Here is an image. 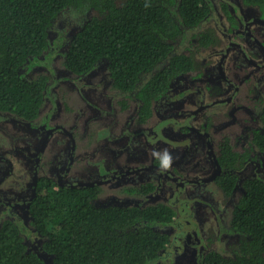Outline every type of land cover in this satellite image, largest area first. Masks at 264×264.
<instances>
[{
    "label": "trees",
    "instance_id": "1",
    "mask_svg": "<svg viewBox=\"0 0 264 264\" xmlns=\"http://www.w3.org/2000/svg\"><path fill=\"white\" fill-rule=\"evenodd\" d=\"M244 2L264 7V0ZM86 5L97 14L73 37L64 66L84 76L107 60L114 88L128 95L137 92L141 99V122L153 115V101L167 94L173 80L195 68L193 52L178 48L187 32L212 14L210 0H0V110L38 115L48 77L28 80L21 71L50 49L49 32L58 16ZM195 38L204 47L216 40L213 30ZM254 143L264 152V132H256ZM239 155L224 145L220 163L233 167ZM236 182L230 174L218 178L228 195ZM153 188L148 184L131 191L146 194ZM245 188L231 219V230L240 237L238 249L233 255L210 251L203 264H264V181L249 180ZM99 190L40 181L31 212L33 225L48 238L44 250L53 256L52 264L157 263L170 237L156 225L172 223L173 208L163 203L98 207ZM0 264L48 263L29 250L17 224L7 221L0 230Z\"/></svg>",
    "mask_w": 264,
    "mask_h": 264
},
{
    "label": "flooded vegetation",
    "instance_id": "2",
    "mask_svg": "<svg viewBox=\"0 0 264 264\" xmlns=\"http://www.w3.org/2000/svg\"><path fill=\"white\" fill-rule=\"evenodd\" d=\"M235 2L236 6H231L229 2L222 3L221 9L229 25L225 32L216 28L207 29L214 31L216 40L213 44L204 47L194 38L199 49L208 56L201 58L193 51L195 68L176 77L167 94L153 101V115L146 122H141L138 118L142 101L137 92L128 95L115 89L108 66L110 87L116 99L115 106L120 114H131L132 125L128 133L125 132L126 125L122 124L116 134V125L119 124L117 122L110 130L104 132L103 138L92 137L91 130L88 131V120L84 126L81 125L83 116H78L75 111L78 102L84 107L89 102L85 104L83 101L64 96L66 101L61 105L47 74H40L47 76L48 82L43 104L36 117L28 118L0 110V230L5 222H14L28 246L29 239L21 222L22 219L25 221L24 216H29L33 231L45 237L33 225L34 217L31 212V203L38 196L39 184L43 178L56 182L58 186H97L100 189L99 196L94 202L98 207L155 205H97V200L109 183L137 182L136 176L141 172H144L147 181L125 187L126 193L140 197L152 196L158 189L155 180L163 181L169 177L178 184L179 192L194 190L199 199H204L210 188L214 193L215 189L219 190L225 198L233 201L229 212L232 219L236 204L246 195V182L260 178L264 181L263 177H250L244 173L245 169L256 166L252 162L254 152L264 156V152L254 143L256 132H264V7L246 4L244 0ZM37 64L38 62L27 70ZM63 67L71 75L85 76H79L64 65ZM148 76H144V79ZM26 78L31 80L27 76ZM65 81L69 79L63 80L59 89L70 87L69 82ZM88 95L97 101L94 103L96 105L108 104V101L104 103L108 97L103 96L100 91ZM125 101L126 108L123 106ZM94 109L98 107L95 106ZM165 117L175 119L177 124V120L184 121L172 135L175 139L184 137V141L189 138L197 149L194 155L189 157V153L183 150V145L178 150L165 146L171 159L167 167L165 155H160L146 134L137 141L131 133L133 127L148 131V126H152L159 119L165 123L161 132H158L160 141H163L168 127ZM120 119H123V116ZM224 145H230L240 154L233 167H223L220 163ZM137 146L145 147V150L140 154ZM262 161L264 162L263 157ZM173 163L175 165H172ZM187 166L201 170L200 173H204L205 177L197 183L193 179H187L190 174ZM103 171L109 173L103 175ZM225 174L237 178L236 186L230 195L218 184V178ZM99 176L102 179L98 178ZM153 176L156 179L153 180ZM148 184H153L154 188L146 194L131 191ZM196 184L204 186L199 188L194 186ZM211 203L215 208L220 207L214 202ZM166 205L176 212L172 205ZM177 216L176 212L175 220L170 224L175 223ZM230 231L233 232L231 226ZM47 240L45 237L43 247ZM171 242L170 237V244Z\"/></svg>",
    "mask_w": 264,
    "mask_h": 264
},
{
    "label": "rangeland",
    "instance_id": "3",
    "mask_svg": "<svg viewBox=\"0 0 264 264\" xmlns=\"http://www.w3.org/2000/svg\"><path fill=\"white\" fill-rule=\"evenodd\" d=\"M210 1L213 5L211 18L201 27L191 29L187 32L186 37L179 45V51H195L198 57H207L208 55L203 50L201 51L199 49L197 42L194 40L195 35L210 28H216L219 31L225 32L229 27L223 14V10L221 9L222 3L229 2L232 4L231 6H236L237 2H235V0ZM96 14V11L90 9L88 5H86L82 11L69 9L62 12L54 21L49 32L50 49L35 60L38 64L31 70H27V67H25L22 69L21 73L31 80L40 74L49 75L52 83L51 86H54V89L56 90V93L54 92V94L57 95L58 103L61 105H64V102L66 101V99L63 98L64 96L68 99L74 98L81 102L83 101L85 104L88 102L90 104L92 103L93 105H88V103L84 107L83 104L78 102L77 104L79 105L75 111L78 116H83L81 125L84 126L86 120H88V131L91 130L92 137L96 136L98 139H101L104 137V132L107 129L110 130V128L113 127V124L116 125L117 122L119 124L116 125V134L122 128V124L126 125V133L130 132V127L132 125L130 121L131 114H120L115 106L116 99L111 91L108 76L109 62L107 60L100 62L93 71L84 77L71 75L63 67L65 55L73 37L82 29L84 23ZM33 60L34 59L30 61V64ZM65 79H69V81L65 82H69L70 87L59 89L58 87ZM98 91H100L103 96L108 97V99L104 101V103L108 101V104L106 103L104 106L94 104L97 101L88 94L94 95ZM109 102H111V106H109ZM66 104L70 105L68 102H66ZM94 105L98 107V109H94ZM90 108L92 109L91 111ZM121 116H123V119H120ZM56 121H58L57 118ZM165 121L167 122L166 126L168 127L166 133L163 135V141H160L158 132H161V128L165 123L161 122L159 119H157L152 126H148V131L144 128L136 127L135 129L133 127L131 133L134 134L137 141L138 139L140 140L141 137L143 138L144 134H146L149 137L150 143L159 153H161L160 155H167L170 157L164 148L165 146H170L171 148L178 150L180 146L183 145V150L189 153V157H192L197 149L194 148V145L189 138L187 141H184V137H182V139H175L172 135V132L177 130L178 125L183 124L184 121L177 120V124L175 119L170 120V118L166 117ZM246 138L249 139V137ZM56 147L59 146L56 145ZM136 149L141 154L142 151L145 150V147L137 146ZM253 155L252 162H254L256 166L254 168L249 167L248 169H245L244 173L250 177L259 176L264 178V162L262 161V157L264 159V156H260L257 151L254 152ZM179 160L180 158L178 157L177 161ZM172 165H175V163ZM187 169L190 170L187 179H193L195 183L205 177L204 173H200L201 170L198 171L197 169H194V167L189 168L188 166ZM108 173L109 171H103V175H107ZM136 177L137 182L127 181L121 183L115 181L109 183L108 186H105L106 188L103 190L101 197L97 200V205L130 206L136 204L166 203L175 208L178 216L174 224L156 225V229L168 234L172 238V242L162 251V258L155 264H202L203 256L211 250H217L225 255H233L234 252H236L240 237L230 231L231 218L229 212L232 209V199L225 198L217 189H215L216 191L214 193L211 188L207 191L209 194H207L204 199H199L193 189L192 192H179L178 188L180 187H178V184L174 179L168 177L167 180L158 181L154 176L153 180L156 179L155 181L158 189L152 196L140 197L130 195L124 191L125 187L143 184L147 181V179L144 178V172H141ZM98 178L102 179L100 176ZM189 186L191 187L193 185ZM194 186H199L200 188V186L204 185L196 184ZM204 190H206V188ZM211 202L216 203L220 207L215 208L211 205ZM204 204L206 205L204 206ZM24 218L25 221L21 218V223L26 229L25 235L27 239H29L27 242L29 250L37 253L48 264H52L53 256L47 253L43 247L45 237L41 236L38 232L33 231L29 216H24Z\"/></svg>",
    "mask_w": 264,
    "mask_h": 264
},
{
    "label": "clouds",
    "instance_id": "4",
    "mask_svg": "<svg viewBox=\"0 0 264 264\" xmlns=\"http://www.w3.org/2000/svg\"><path fill=\"white\" fill-rule=\"evenodd\" d=\"M170 161V157H168L167 155L165 156V167L168 166V163Z\"/></svg>",
    "mask_w": 264,
    "mask_h": 264
}]
</instances>
